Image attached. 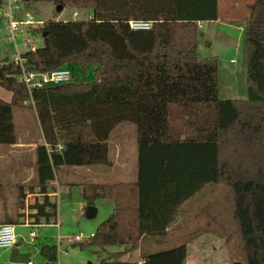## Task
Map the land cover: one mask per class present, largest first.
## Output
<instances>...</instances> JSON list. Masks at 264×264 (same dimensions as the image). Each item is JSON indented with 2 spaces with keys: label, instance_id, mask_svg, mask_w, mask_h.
<instances>
[{
  "label": "trees",
  "instance_id": "1",
  "mask_svg": "<svg viewBox=\"0 0 264 264\" xmlns=\"http://www.w3.org/2000/svg\"><path fill=\"white\" fill-rule=\"evenodd\" d=\"M35 1L22 0L26 8ZM53 1L61 10L90 9L91 15L54 17L35 28L45 33L43 46L24 53L25 70L50 71L76 62L92 65L95 78L29 93L19 66L8 58L0 61V86L11 93L10 101L0 99V145L17 143L13 111L31 100L44 137L45 143L36 146L37 181L29 186L43 195L30 206L33 223L57 222V204L47 195L56 169L111 165L110 133L117 124L131 122L137 181L83 183L87 206L111 199L114 207L86 240L70 242L98 253L108 252V246L124 249L74 264H185L184 243L146 254L140 263L118 258L142 237L167 236L180 207L211 183L231 190L245 264H264V0L250 2L243 20L246 99L219 98L220 60L198 51V24L218 19V0ZM129 19L150 20L152 26L132 30ZM185 113L191 116L183 120ZM25 195L19 186L18 208H24ZM39 254L43 260L32 264L57 261L56 245L42 244Z\"/></svg>",
  "mask_w": 264,
  "mask_h": 264
},
{
  "label": "rangeland",
  "instance_id": "2",
  "mask_svg": "<svg viewBox=\"0 0 264 264\" xmlns=\"http://www.w3.org/2000/svg\"><path fill=\"white\" fill-rule=\"evenodd\" d=\"M253 0H220V19L218 21L200 22L198 33V51L202 57H217L220 60L218 70V96L221 99H246L247 98V45L245 42L244 31L241 25V18L248 16L249 9L245 6ZM236 7V8H234ZM36 20H49L56 17L57 20L72 19L71 14L77 11L78 17L82 19L86 16V9H76L66 6L61 11H57L56 4L53 0H37L27 8ZM227 10V11H226ZM56 13V16H55ZM243 14V16H242ZM232 22L229 19H232ZM33 42L37 47L43 46V37L40 34L34 35ZM21 38H17V43L21 44ZM19 49L25 48L20 45ZM16 51L13 43L8 42L0 35V61L4 58L14 59ZM68 68L72 71V81L90 82L94 80V67L90 64L82 67L79 63H69ZM11 93L0 86V99L10 100ZM191 113V112H190ZM182 115L183 120L191 114ZM15 131L19 139L24 140L28 136V131L34 129V114L30 106L14 110ZM121 127L113 131V136L117 130L123 126H135L131 122H122ZM112 136V139L114 137ZM1 149H7L6 146L0 145ZM68 167H58L55 173V187L58 190L54 201L57 202V224L41 223L36 224V237L31 238L29 232L33 227L29 225L15 224V233L22 240L24 249H28L36 262H40L42 257L38 253V248L42 244L56 245L57 260L60 264L88 263L97 262L106 257L108 252L98 253L95 247L80 248L72 246L67 237L82 235V240H86L95 231L97 225L107 218L111 212L105 201L97 200L99 205L97 215L94 218H87L84 210L81 208V192L78 186H67L63 183L65 177L71 172L63 169ZM79 176V175H78ZM80 177V176H79ZM1 191L6 197L7 216L0 217L1 220L16 218L22 222L30 211L24 203V208L17 207V196L15 185L18 182L15 177ZM89 181L95 183L96 178H90ZM32 182V181H31ZM61 183V184H60ZM60 184V186H59ZM32 186V185H31ZM58 187V188H57ZM17 200V201H16ZM16 204L14 205V203ZM30 206V204H28ZM182 216H188L193 212V216L201 220L205 215L219 216V219L211 222L212 230L222 231L219 235H224L223 239H195L188 242V264H233L235 261L245 264L244 242L240 236L239 222L234 213V201L230 188L213 184L207 186L194 199H192L183 209ZM21 214V215H20ZM217 215V216H214ZM220 215L226 218L223 222ZM207 218V217H205ZM204 223H192L188 229L202 227ZM206 225V224H205ZM58 235L63 238L58 242ZM198 240H201L203 246H198ZM225 241V242H224ZM185 243V241L183 242ZM212 243L217 244L216 249L210 248ZM182 244V243H181ZM227 248H223V247ZM110 248H115L111 246ZM11 248L0 249V263L8 260ZM215 261V263H213Z\"/></svg>",
  "mask_w": 264,
  "mask_h": 264
},
{
  "label": "crops",
  "instance_id": "3",
  "mask_svg": "<svg viewBox=\"0 0 264 264\" xmlns=\"http://www.w3.org/2000/svg\"><path fill=\"white\" fill-rule=\"evenodd\" d=\"M249 3H246L245 6H247ZM220 0H218V12H220ZM236 8V7H234ZM63 10V9H62ZM86 16L85 18L89 17L91 15V10L86 9ZM227 11V10H226ZM74 12V11H73ZM72 12V13H73ZM77 12V11H76ZM79 14V13H78ZM77 14V17H78ZM72 15V14H71ZM243 16V14H242ZM72 17V16H71ZM244 18L245 15L240 19L241 26H244ZM76 18L72 17V20ZM220 19V13L219 17L216 21ZM232 19H229L231 22ZM62 20V19H61ZM66 20V19H65ZM41 21V20H40ZM46 21V20H44ZM43 21V22H44ZM215 21V20H214ZM199 46V43H198ZM67 66V65H65ZM11 99V97H10ZM7 101V100H5ZM10 101V100H8ZM30 106L33 110L34 114V129L32 131H28V136L26 139L21 140L19 137H17V143L13 145L6 146L7 149H1L0 150V192L3 191V189L7 186L8 183H10L11 177H15L17 179V183L15 185L16 192L18 193L19 186L23 187V191L26 193L24 203L26 207V210L28 209L30 211V214L34 211L30 209V206L38 201H42L43 195L38 192V188L35 187L33 191H29V186L35 185L37 181L36 176V146L38 144H44V137L41 131V128L38 124L36 113L33 107V102L29 101L26 102L24 106L18 107V108H24ZM17 109V108H15ZM14 109V110H15ZM14 114V111H13ZM122 123V122H121ZM121 123L117 124L113 130L110 133L109 139H108V146H109V159L111 162V165L105 166V165H90V166H60V167H68L63 169H68L66 171L71 172L70 175L64 178L63 183L67 186H78L80 192H81V208L84 210V214L86 215L87 211V205L85 201L82 198V187L81 185L83 183H94L92 181H89L90 178H96L97 181L95 183H116V182H129L134 183L137 181L138 178V150H137V142H136V135H135V129L132 127L123 126L119 130H117L116 134L113 136V131L117 127H121ZM15 124V119H14ZM16 133V131H15ZM17 136V135H16ZM112 136L114 139H112ZM150 173V172H149ZM80 177H79V176ZM150 178V175L148 174V177H145L144 179ZM55 180V179H54ZM54 180L51 182L52 186L48 190V197L50 201H54V198L56 197L58 190L55 187ZM32 181V182H31ZM61 184V183H60ZM59 184V186H60ZM213 185L207 184L205 185L200 191H198L193 197H191L189 200H187L179 209V214L177 219L172 223L169 227H167V236L164 238H158L153 235H147L145 237H142L140 241L138 242L135 249H133L130 252H126L122 254L118 259L121 261H128V262H137L140 263L142 261V256L169 249L174 246L180 245L185 241V247L187 251V256L185 259V264H188V242H191L195 239H223L224 235H219L223 230L228 229L227 227H224L222 231H219L217 229L212 230L211 222L216 221L219 219V216L213 217L212 215H205L204 218L199 220V218H196L193 216V212L190 213L187 217L182 216L183 209L186 207V205L195 197H197L203 189H205L207 186ZM218 185V184H217ZM58 188V187H57ZM57 192V193H56ZM17 201V200H16ZM100 201H105L107 206L113 210L114 203L111 199H102ZM56 202V201H55ZM6 197L0 193V217L7 216L6 208ZM16 202L14 203V205ZM30 204V206L28 205ZM57 204V202H56ZM58 206V205H57ZM99 205L97 203L94 204V209L89 210L88 214L86 215L87 218H94L97 215ZM29 214V215H30ZM9 216V215H8ZM207 217V218H205ZM223 222H226V218L222 215H220ZM43 222V221H41ZM202 222L204 225L202 227H197L195 229H188L192 223H199ZM46 223V224H51ZM18 224L22 225H29L30 227H33V225H36L33 223V219L31 217H27ZM41 224V223H40ZM59 225L58 222L54 223ZM206 224V225H205ZM32 230V229H31ZM92 235V234H91ZM36 237V236H35ZM83 238V237H82ZM60 235H58V242L60 243L61 240ZM70 237H67V240L69 242ZM22 238L18 240L17 245L14 248H17L18 252L21 254L20 256H24L25 260L31 259L33 262H36V260L33 258L32 253L28 249H24L22 246ZM198 246L202 247L203 243L201 240H198ZM225 242V241H224ZM48 244V243H45ZM111 246H108L106 250L108 252H119L122 251L123 247H116L110 248ZM217 244L212 243L210 245V248L216 249ZM223 248H227L226 246ZM39 253V248H38ZM9 259V257H8ZM43 259H41L42 261ZM9 263L8 260H5L4 262L0 264H7ZM215 263V261L213 262Z\"/></svg>",
  "mask_w": 264,
  "mask_h": 264
},
{
  "label": "built area",
  "instance_id": "4",
  "mask_svg": "<svg viewBox=\"0 0 264 264\" xmlns=\"http://www.w3.org/2000/svg\"><path fill=\"white\" fill-rule=\"evenodd\" d=\"M77 12L72 13V17H77ZM43 22L36 20L29 10L24 6L22 0H0V35L8 42L13 43L16 56L11 61L17 64L21 70L19 79L22 80L29 93L33 88H42L48 85L66 84L72 81V71L67 66L55 68L50 71L28 72L24 68V53L34 51L37 46L33 42V30L39 28ZM128 26L132 30H147L152 26V21L143 19H129ZM201 27V24H198ZM21 38V44L17 43V38ZM25 49L21 51L19 46ZM32 102V100H31ZM36 225L30 230L29 236L34 238L37 234ZM19 238L15 233V225L12 223H0V249L14 248ZM82 240V235L70 237L69 241ZM33 260L27 259L24 263L32 264ZM54 264H60L57 260Z\"/></svg>",
  "mask_w": 264,
  "mask_h": 264
},
{
  "label": "water",
  "instance_id": "5",
  "mask_svg": "<svg viewBox=\"0 0 264 264\" xmlns=\"http://www.w3.org/2000/svg\"><path fill=\"white\" fill-rule=\"evenodd\" d=\"M56 9L57 11H60L61 10V6L60 5H56ZM45 33L42 32V36H44ZM93 210L94 209V206H87V211H86V215L89 216V210ZM21 254L18 252L17 248H12L11 249V252H10V255H9V259H8V262L10 264H23L26 260L24 258V256H20Z\"/></svg>",
  "mask_w": 264,
  "mask_h": 264
}]
</instances>
